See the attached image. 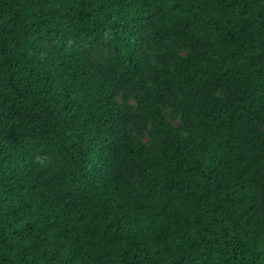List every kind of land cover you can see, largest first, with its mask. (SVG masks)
Here are the masks:
<instances>
[{"label":"trees","instance_id":"16d2710c","mask_svg":"<svg viewBox=\"0 0 264 264\" xmlns=\"http://www.w3.org/2000/svg\"><path fill=\"white\" fill-rule=\"evenodd\" d=\"M84 34L112 54L101 76ZM167 39L150 88L139 52ZM171 84L225 95L192 119ZM128 86L154 153L121 134ZM262 123L264 0H0V264H264Z\"/></svg>","mask_w":264,"mask_h":264},{"label":"rangeland","instance_id":"374dc122","mask_svg":"<svg viewBox=\"0 0 264 264\" xmlns=\"http://www.w3.org/2000/svg\"><path fill=\"white\" fill-rule=\"evenodd\" d=\"M78 44L83 45L89 50L90 61L94 72L101 76L108 59L112 56L111 52L104 46L103 42L96 35L84 34L78 38ZM171 44L170 40L152 41L151 45L144 44L142 50L139 52L141 61L147 65V85L152 88L157 84L153 79L154 74L168 71L172 73V64L167 61L168 46ZM177 57H183L191 54V51L185 47L182 42H179L178 47L175 48ZM172 91L175 98L180 103L192 119H194L193 111L195 109L206 108V104L210 99L223 98L224 88L222 85H214L202 88L199 96L190 94L186 89L171 84ZM141 92L138 87L128 86L119 90L115 95V100L122 111V120L120 121V131L122 135L129 134L136 140L144 144L148 152L154 153L158 148L161 137L155 132L151 122L145 118L139 109V100ZM161 110L164 117L173 125L177 126L187 137L186 120L178 110L177 106L168 98L164 97L161 103ZM259 130L264 135V123L260 124ZM13 141L8 140L7 145L12 147ZM62 164V163H61ZM19 170L27 171L29 162L18 161ZM55 173L62 174L59 170H51L47 175L49 182H60ZM63 176V175H61ZM135 184L136 181L133 179Z\"/></svg>","mask_w":264,"mask_h":264},{"label":"clouds","instance_id":"9594fccd","mask_svg":"<svg viewBox=\"0 0 264 264\" xmlns=\"http://www.w3.org/2000/svg\"><path fill=\"white\" fill-rule=\"evenodd\" d=\"M38 162L41 163V164H43V163H44V160L41 159V160H39Z\"/></svg>","mask_w":264,"mask_h":264}]
</instances>
